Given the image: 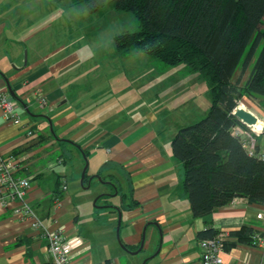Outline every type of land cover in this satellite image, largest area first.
I'll list each match as a JSON object with an SVG mask.
<instances>
[{
	"label": "crops",
	"instance_id": "1",
	"mask_svg": "<svg viewBox=\"0 0 264 264\" xmlns=\"http://www.w3.org/2000/svg\"><path fill=\"white\" fill-rule=\"evenodd\" d=\"M31 17L20 11V0H0V91L13 97L21 115L15 124L0 108V155L13 156L16 176L30 179L22 203L43 228L31 226L20 201L0 205V264H52L46 230L57 227L81 241L71 264H199L198 232L208 226L220 233L242 226L264 232V204L244 197L192 216L182 167L170 147L180 127L174 123L165 136L158 118L150 117L155 121L148 126L132 119L134 89L127 77L122 84L121 59L128 61L134 50L120 54L113 44L114 53L103 55L93 46L88 51L86 28L50 19L24 27ZM126 65L125 75L132 76ZM38 92L46 98L43 107ZM27 127L34 136L26 134ZM84 152L92 176L112 183L119 195L111 203L106 194L102 217L93 209L84 212L69 192L77 190ZM62 180L65 191L59 189ZM117 207L125 248L116 236ZM142 237L140 256L126 250H137ZM220 255L223 264H264V248L252 244L224 248Z\"/></svg>",
	"mask_w": 264,
	"mask_h": 264
},
{
	"label": "trees",
	"instance_id": "2",
	"mask_svg": "<svg viewBox=\"0 0 264 264\" xmlns=\"http://www.w3.org/2000/svg\"><path fill=\"white\" fill-rule=\"evenodd\" d=\"M78 1L89 13L109 7L135 17L137 30L113 36L120 54L137 50L165 65L184 64L207 82L211 98L207 113L178 128L170 143L182 167V188L192 216H206L235 197L264 204V159L249 154L242 138L232 133L237 125L247 129L233 114L238 101L264 100V0ZM237 70L239 75L232 80ZM258 105L264 108V101ZM253 135L255 152L264 150V129ZM88 177L86 172L83 184ZM219 233L208 226L198 238ZM256 234L262 232L247 226L230 230L224 248L252 244Z\"/></svg>",
	"mask_w": 264,
	"mask_h": 264
},
{
	"label": "rangeland",
	"instance_id": "3",
	"mask_svg": "<svg viewBox=\"0 0 264 264\" xmlns=\"http://www.w3.org/2000/svg\"><path fill=\"white\" fill-rule=\"evenodd\" d=\"M20 11L27 15L33 14L31 21L25 23L24 27L27 25L34 27L50 19L54 21V25L55 23L59 26L70 25L83 30L86 28L87 33L84 35L87 36V43H89L88 51L92 50L93 46L103 55L114 53L112 41L115 34L138 29L137 20L131 13L109 7H104L98 13H89L78 0H20ZM128 58L125 63L121 59V73L123 85L126 77L133 84L134 90L131 92L133 106L130 110L132 119L148 126L150 121H155V118L153 120L150 118L154 116L158 118L159 125L163 124L164 135L167 136L174 131L172 128L174 123L178 127H183L205 116L211 98L208 84L201 75L189 71L184 64L165 65L137 50L132 51ZM252 63L253 60L250 66ZM126 64H130L129 70L132 76L125 75ZM248 73L249 69L243 74L241 84L247 78ZM238 75L239 70L236 71L232 80ZM262 101L264 100L257 99L256 102L243 97L238 101L237 106L243 105L245 109L253 111L264 126V108L258 105ZM121 103L124 102L121 101ZM169 139L166 140L167 146H169ZM81 172L82 170L80 175ZM86 172L92 176L94 173L92 164L87 166ZM80 175L76 182L77 190L71 189L69 192L73 196L74 203L81 206L84 212L88 213L93 209L96 211V216L102 217L101 204L106 194L110 195L106 201L119 202V195L114 193L113 186L93 177L89 186L85 187L80 184ZM142 252L140 250L136 254L140 256Z\"/></svg>",
	"mask_w": 264,
	"mask_h": 264
},
{
	"label": "built area",
	"instance_id": "4",
	"mask_svg": "<svg viewBox=\"0 0 264 264\" xmlns=\"http://www.w3.org/2000/svg\"><path fill=\"white\" fill-rule=\"evenodd\" d=\"M36 100L41 107L45 106L47 101L42 92L36 93ZM0 108L6 120L15 124L21 122V115L18 106L13 97L6 91H0ZM254 113L253 111H251ZM255 114V113H254ZM256 115V114H255ZM257 116V115H256ZM257 119L260 118L257 116ZM241 121V120H240ZM242 122V121H241ZM243 123V122H242ZM246 125V124H245ZM247 129L240 126H234L232 133L242 138L244 146L249 154H256L259 158L264 159V150L255 152L256 138L253 134L259 135L264 129L261 125L256 130L253 125H246ZM26 134L29 137L35 135L31 127L26 128ZM61 163V159L57 160ZM16 163L13 156L3 157L0 155V205L6 206L10 201L16 200L22 203L23 196L30 187V179L28 177H18L15 174ZM66 181L62 180L59 189L66 190ZM23 210L31 218V226L34 229L43 228L42 223L35 216L33 211L24 203L21 204ZM48 252L50 254L52 264H71L72 250L76 243H81L78 238H68L62 227L55 229H47ZM226 233H219L214 237L199 239L200 258L199 264H223L221 251L224 249V239ZM252 245L264 248V232L256 234Z\"/></svg>",
	"mask_w": 264,
	"mask_h": 264
},
{
	"label": "water",
	"instance_id": "5",
	"mask_svg": "<svg viewBox=\"0 0 264 264\" xmlns=\"http://www.w3.org/2000/svg\"><path fill=\"white\" fill-rule=\"evenodd\" d=\"M11 92V91H10ZM21 103H22V105L24 106V108H25V110L28 112V108L26 107V105L21 101ZM233 114L239 119V120H241L244 124H246V125H253V124H255L256 122H257V116L254 114V113H252L250 110H247V109H245V108H242V107H240V106H236L235 107V109L233 110ZM82 155H83V157H84V159H85V164H84V166H83V169H82V172H81V175H80V183H81V185L82 186H89V183H90V180L93 178V177H97L98 179H100V180H102L101 179V177H100V175L99 174H96V175H94V176H89L88 178H87V185H84L83 184V180H84V178H85V174H86V170H87V166H88V160H87V158H86V155H84V153H82ZM103 181V180H102ZM108 183H110V182H108ZM112 186H113V188H114V185L112 184V183H110ZM116 189H115V191H114V193L116 194ZM110 194V193H109ZM108 195V194H107ZM117 212H118V220H117V226H116V236H117V239H118V241L120 242V239H119V227H120V221H121V210L117 207ZM143 237H142V240H141V244H140V246H139V248L137 249V250H134V251H130L129 249H126L128 252H130V253H137L141 248H142V246H143ZM120 244H121V246H123L122 245V243L120 242ZM124 247V246H123ZM125 248V247H124Z\"/></svg>",
	"mask_w": 264,
	"mask_h": 264
},
{
	"label": "bare ground",
	"instance_id": "6",
	"mask_svg": "<svg viewBox=\"0 0 264 264\" xmlns=\"http://www.w3.org/2000/svg\"><path fill=\"white\" fill-rule=\"evenodd\" d=\"M240 107L244 108L243 105H240ZM261 122L260 120H257V122L255 124H253V127L256 129V130H259L261 128Z\"/></svg>",
	"mask_w": 264,
	"mask_h": 264
}]
</instances>
